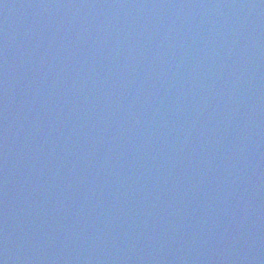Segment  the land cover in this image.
<instances>
[{"label": "water", "instance_id": "obj_1", "mask_svg": "<svg viewBox=\"0 0 264 264\" xmlns=\"http://www.w3.org/2000/svg\"><path fill=\"white\" fill-rule=\"evenodd\" d=\"M0 264H264V0H0Z\"/></svg>", "mask_w": 264, "mask_h": 264}]
</instances>
